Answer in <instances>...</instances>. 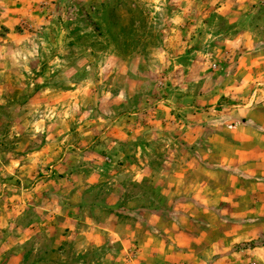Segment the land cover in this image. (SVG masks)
<instances>
[{
    "label": "rangeland",
    "instance_id": "1",
    "mask_svg": "<svg viewBox=\"0 0 264 264\" xmlns=\"http://www.w3.org/2000/svg\"><path fill=\"white\" fill-rule=\"evenodd\" d=\"M253 124L264 0H0V264H264Z\"/></svg>",
    "mask_w": 264,
    "mask_h": 264
},
{
    "label": "crops",
    "instance_id": "2",
    "mask_svg": "<svg viewBox=\"0 0 264 264\" xmlns=\"http://www.w3.org/2000/svg\"><path fill=\"white\" fill-rule=\"evenodd\" d=\"M247 131H248V135L252 138V142L254 143L257 142V144L252 145V151H253L252 153H256L260 155H258L257 158H252L250 160L245 161V164L248 162V165L253 166V167H258L259 170L257 172L264 171V130L258 128L257 126L253 124L249 127ZM250 166L243 167V168L247 170L249 169ZM213 174L214 176L210 177V179L214 180L217 184L224 186L222 184V179H224L226 175L223 172L222 173L215 172ZM262 175H264V172H262ZM237 179H240V178H237ZM235 205L238 206V204H235Z\"/></svg>",
    "mask_w": 264,
    "mask_h": 264
}]
</instances>
